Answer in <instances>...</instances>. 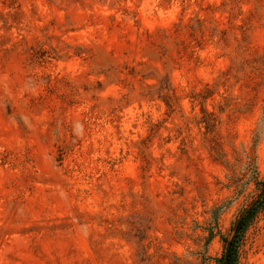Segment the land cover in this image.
Listing matches in <instances>:
<instances>
[{
    "label": "rangeland",
    "instance_id": "rangeland-1",
    "mask_svg": "<svg viewBox=\"0 0 264 264\" xmlns=\"http://www.w3.org/2000/svg\"><path fill=\"white\" fill-rule=\"evenodd\" d=\"M228 249L264 264V0H0V264Z\"/></svg>",
    "mask_w": 264,
    "mask_h": 264
},
{
    "label": "water",
    "instance_id": "water-1",
    "mask_svg": "<svg viewBox=\"0 0 264 264\" xmlns=\"http://www.w3.org/2000/svg\"><path fill=\"white\" fill-rule=\"evenodd\" d=\"M246 213L243 214V216L245 215ZM242 216V217H243ZM240 224V221L238 222V225ZM229 253H230V250L228 249L227 252H226V264H228V256H229Z\"/></svg>",
    "mask_w": 264,
    "mask_h": 264
},
{
    "label": "trees",
    "instance_id": "trees-1",
    "mask_svg": "<svg viewBox=\"0 0 264 264\" xmlns=\"http://www.w3.org/2000/svg\"><path fill=\"white\" fill-rule=\"evenodd\" d=\"M242 225H243V222L241 223L240 228L242 227Z\"/></svg>",
    "mask_w": 264,
    "mask_h": 264
}]
</instances>
